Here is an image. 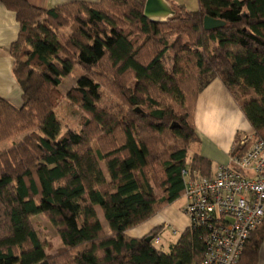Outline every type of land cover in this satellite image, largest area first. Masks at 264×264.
I'll list each match as a JSON object with an SVG mask.
<instances>
[{
	"label": "trees",
	"instance_id": "16d2710c",
	"mask_svg": "<svg viewBox=\"0 0 264 264\" xmlns=\"http://www.w3.org/2000/svg\"><path fill=\"white\" fill-rule=\"evenodd\" d=\"M1 1L20 23L11 53L23 105L0 97V146L24 138L0 151V264L200 263L203 227L188 228L169 252L154 245L159 228L143 238L127 232L184 196V169L212 177L205 173L208 160L195 155L188 162V154L196 140L198 95L214 79L238 102L253 135L264 140V0H198L197 11L180 5L167 22L144 16L147 0L78 2L51 10L26 0ZM206 16L226 25L206 31ZM66 28L72 33L62 38ZM168 54L174 56L171 70L165 66ZM77 68L83 76L65 98L86 116L80 132H63L56 116L59 87ZM103 85L126 104L127 114L99 106ZM249 141L231 156L248 152ZM158 169L161 198L154 187ZM38 215L59 232L65 251L58 257L49 256L38 237L32 222ZM263 243L264 225L237 264H259Z\"/></svg>",
	"mask_w": 264,
	"mask_h": 264
},
{
	"label": "crops",
	"instance_id": "0c3cea01",
	"mask_svg": "<svg viewBox=\"0 0 264 264\" xmlns=\"http://www.w3.org/2000/svg\"><path fill=\"white\" fill-rule=\"evenodd\" d=\"M26 1L34 7L51 10L65 4L99 3L101 0ZM166 1L173 8L181 5L190 11L199 9L198 0ZM189 6L194 9H189ZM19 33L20 23L15 12L9 10L0 0V97L17 108L23 105V89L14 74L15 59L11 53V47L18 40ZM194 121L196 140L189 147L188 162H191L195 155L202 156L211 163L210 169L205 170V173L210 176H213L221 166L229 163L234 148L241 145L244 137L251 140L253 136L251 124L243 114L238 102L220 79H214L198 95ZM13 147L3 151H8ZM103 173L107 177L105 170ZM180 199L184 201V204L181 208H177L176 203ZM180 199L164 207L144 224L129 230L127 235L132 238H143L159 228L162 244L165 239L164 234L170 231L171 236H168L165 241L169 243V250L167 251L169 252L171 247L178 242L181 234L190 228V221L185 214L186 200L183 195ZM96 211L104 230L110 233L111 230L110 227L107 228L106 226L108 222L102 209L97 206ZM175 236L177 238L173 240ZM259 264H264V243L260 251Z\"/></svg>",
	"mask_w": 264,
	"mask_h": 264
},
{
	"label": "built area",
	"instance_id": "2783aa9c",
	"mask_svg": "<svg viewBox=\"0 0 264 264\" xmlns=\"http://www.w3.org/2000/svg\"><path fill=\"white\" fill-rule=\"evenodd\" d=\"M248 142L244 137L241 145ZM182 178L190 228L206 230V252L198 264H237L253 232L264 225V140L231 156L212 177L187 168ZM154 245H161L160 235Z\"/></svg>",
	"mask_w": 264,
	"mask_h": 264
},
{
	"label": "rangeland",
	"instance_id": "374dc122",
	"mask_svg": "<svg viewBox=\"0 0 264 264\" xmlns=\"http://www.w3.org/2000/svg\"><path fill=\"white\" fill-rule=\"evenodd\" d=\"M189 9H194L189 6ZM177 10V8H176ZM178 12V10H177ZM171 18H168L167 22ZM62 38H66L71 35L72 31L70 28L62 29L60 32ZM173 40V39H172ZM165 66L167 70H171L174 66V56L172 54H168L166 56ZM83 76V70L80 68L75 69L63 82V84L59 87V92L62 95V99L60 104L56 108V116L58 121L60 122L63 132L67 130H74L80 132L82 130V120L85 118V113L75 105H72L68 99H66L67 92L71 89L75 88L78 84V81ZM133 84V83H132ZM238 97L241 96L238 94ZM99 106L108 112L118 115H125L128 113V107L126 104L121 101L112 91L110 88L106 86H102L100 89V101ZM24 136L18 137L5 143L0 146V151L6 150L9 147L18 145ZM252 142L258 140L254 135L252 136ZM94 147L97 149L98 146L94 143ZM100 166L105 170L107 174V178H109V173L104 161L100 160ZM157 183L154 184L156 194L159 198H161L164 194L163 189L161 187V182L163 181V172L161 169L157 170ZM184 204V201L180 199L176 203L177 208H181ZM33 225L35 230L37 231L38 237L41 242L46 246V252L49 256L58 257L65 248L63 246L61 237L59 235L58 230L54 227V225L50 222V220L45 217L44 215L33 217L32 219ZM107 228H109L108 224L106 223ZM165 239L162 242L159 249L163 252H167L169 250V243L165 242L168 236H171L170 231L164 234ZM179 236V235H178ZM177 237H173L175 240Z\"/></svg>",
	"mask_w": 264,
	"mask_h": 264
},
{
	"label": "water",
	"instance_id": "95a60500",
	"mask_svg": "<svg viewBox=\"0 0 264 264\" xmlns=\"http://www.w3.org/2000/svg\"><path fill=\"white\" fill-rule=\"evenodd\" d=\"M176 10L166 0H147L144 10V16L152 21H166L176 15ZM204 29L206 31L222 28L226 22L206 16L204 19ZM139 111V110H137ZM152 236L147 237V241L151 242Z\"/></svg>",
	"mask_w": 264,
	"mask_h": 264
},
{
	"label": "bare ground",
	"instance_id": "6f19581e",
	"mask_svg": "<svg viewBox=\"0 0 264 264\" xmlns=\"http://www.w3.org/2000/svg\"><path fill=\"white\" fill-rule=\"evenodd\" d=\"M231 157V156H230Z\"/></svg>",
	"mask_w": 264,
	"mask_h": 264
}]
</instances>
